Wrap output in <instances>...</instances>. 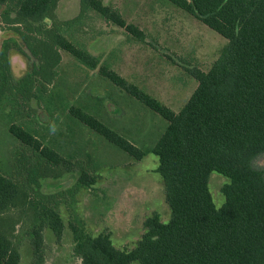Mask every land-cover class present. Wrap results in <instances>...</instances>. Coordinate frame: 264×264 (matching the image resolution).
I'll list each match as a JSON object with an SVG mask.
<instances>
[{"label":"trees","instance_id":"trees-1","mask_svg":"<svg viewBox=\"0 0 264 264\" xmlns=\"http://www.w3.org/2000/svg\"><path fill=\"white\" fill-rule=\"evenodd\" d=\"M60 1L0 0V31L14 33L0 40V92L10 93L34 127H9L26 148L16 158L17 182L0 172V264H22L20 244L26 236L34 247V263L42 264L45 229L63 236L61 204L66 197L42 191L44 179L60 178L63 167L78 168L77 186L70 191L73 203L77 187L91 188L97 181L98 165L89 154L71 148L66 155L60 144L37 131L41 110L49 121L56 122L61 113L78 119L135 159L149 152L159 158L157 172L164 180L171 218L163 221L154 212L145 219L137 244L122 249L109 233L94 235L75 217L69 227L81 264H264V171L254 164L264 154V0H168L229 41L207 70H192L198 84L178 112L129 82L102 53L93 52L91 43L105 32L100 22L140 39L142 29L105 0H79L78 14L61 18ZM13 52L31 67L18 79L12 71ZM63 52L70 54L66 62ZM70 65L71 70L65 68ZM79 71L82 75L74 81ZM91 72L167 121L151 148L141 149L91 114L88 101L82 104ZM66 92V99L77 102L66 104ZM80 154L88 157L86 165ZM215 171L229 179L221 188V206L210 189Z\"/></svg>","mask_w":264,"mask_h":264},{"label":"rangeland","instance_id":"rangeland-1","mask_svg":"<svg viewBox=\"0 0 264 264\" xmlns=\"http://www.w3.org/2000/svg\"><path fill=\"white\" fill-rule=\"evenodd\" d=\"M105 1L117 7L128 23L142 29L144 36L140 39L125 28L104 26L100 22L105 32L91 43L93 52L102 53L112 68L129 82L178 112L197 87L198 81L192 70H207L228 46V39L168 0ZM60 3L58 12L61 18L78 14L79 0H61ZM13 34L12 31L1 30L0 40ZM69 55L63 52V61L66 62ZM11 65L17 79L31 68L25 57L17 52L11 54ZM71 67L65 68L71 70ZM81 75L79 71L73 80H78ZM82 94L91 98L80 97L82 104L87 101L91 104V112H88L141 149L151 148L167 126L163 117L96 72L89 74ZM9 96V92H0V172L17 182L16 158L26 146L11 134L9 127L13 123L29 124L25 126L29 131L34 127L30 125L26 111L12 102ZM67 96L66 92V104L77 102L66 99ZM49 118L41 110L42 125L36 127L37 131L49 141L60 144L66 155L72 151L71 148L86 152L98 168L96 183L91 188L77 187L74 203L70 191L77 186L78 168L73 166L69 171L63 167L64 174L60 178L43 180L42 191L62 192L66 197L61 204L66 228L61 238L50 228L45 229V260L42 264H81L73 252L69 227V222L75 217L81 218L87 231L94 235L109 233L114 245L122 249H130L137 244L145 232V219L154 212L159 213L163 221L171 218L164 180L157 172V155L149 152L142 159H135L66 113H61L56 122L49 121ZM77 157L82 163L88 159L82 154ZM73 162L75 164L77 160ZM254 164L264 171V154L257 157ZM228 181L226 176L216 171L211 174L210 189L217 206L225 202L221 188ZM12 215L18 216V212ZM23 223L26 229V221ZM20 250L22 264H35L34 247L29 237H24Z\"/></svg>","mask_w":264,"mask_h":264}]
</instances>
